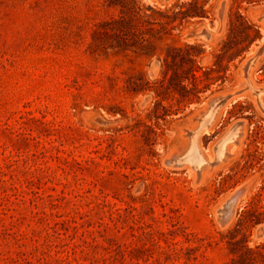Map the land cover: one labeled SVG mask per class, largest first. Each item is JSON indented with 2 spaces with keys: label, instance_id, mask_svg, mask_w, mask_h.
I'll list each match as a JSON object with an SVG mask.
<instances>
[{
  "label": "rangeland",
  "instance_id": "374dc122",
  "mask_svg": "<svg viewBox=\"0 0 264 264\" xmlns=\"http://www.w3.org/2000/svg\"><path fill=\"white\" fill-rule=\"evenodd\" d=\"M205 8L147 56L95 45L117 13L105 0H0V264H264V0ZM234 11L260 37L232 80L157 118L134 82L158 76L170 45L202 43L208 63Z\"/></svg>",
  "mask_w": 264,
  "mask_h": 264
},
{
  "label": "trees",
  "instance_id": "16d2710c",
  "mask_svg": "<svg viewBox=\"0 0 264 264\" xmlns=\"http://www.w3.org/2000/svg\"><path fill=\"white\" fill-rule=\"evenodd\" d=\"M207 2L186 0L159 7L146 6L141 0H105L106 5L116 9L117 13L98 24L94 32L95 45L140 49L152 56L155 41L181 35L191 20L208 17ZM229 25L230 32L212 49L213 58L208 63L202 62L205 53L202 43L170 45L163 54L157 55L158 76L149 81L141 74L140 82H134V91L154 92L153 113L157 118L177 115L180 110L200 102L207 94L222 89L232 80L231 67H236V62L244 59L260 33L257 25L238 11L232 12ZM244 215L238 226L248 223ZM258 248H264V244Z\"/></svg>",
  "mask_w": 264,
  "mask_h": 264
},
{
  "label": "bare ground",
  "instance_id": "6f19581e",
  "mask_svg": "<svg viewBox=\"0 0 264 264\" xmlns=\"http://www.w3.org/2000/svg\"><path fill=\"white\" fill-rule=\"evenodd\" d=\"M249 73V72H248ZM252 83V82H251ZM252 87H255V86H252ZM255 89V88H254ZM259 89H261V91L259 92V94H256L257 95V99H258V101H259V103L261 102V100H263V94H264V88L262 87V88H259ZM225 94H223L222 96H220V97H218V96H216L211 102H210V106H209V113H207V114H205V116H204V119H203V122L201 123V125H200V127L198 128V130H197V132L195 133V135H194V138H193V147L195 148V149H197L198 150V152H199V154H200V156H199V159H198V161L197 162H195L196 163V166H198L200 163H202L203 161H204V159H203V157H202V154H201V152H200V150H199V147H198V145H197V136H198V134H199V132L201 131V130H203V129H207L211 124H212V122H213V120H214V118H215V114H216V112L218 111V109L223 105V104H225V102L226 101H228L229 100V97H225L224 96ZM239 125L234 129V130H232V131H230V134L222 141V143L219 145V148H218V150H217V157H216V160H217V162H222L223 161V159H224V155H225V150H224V147H223V143H224V141L225 140H228V139H230V138H233L236 134H238V130H239ZM235 137H237V136H235ZM196 150V151H197ZM193 151H194V149H193ZM191 152H192V150H191ZM191 152H190V154H191ZM194 153V152H193ZM193 153H192V155H193ZM188 154V153H187ZM188 156H191V155H188ZM195 156V155H194ZM187 157V156H186ZM188 158V157H187ZM190 158V157H189ZM185 159V158H184ZM189 160H191V159H189ZM215 160V161H216ZM190 162V161H189ZM192 163V162H191ZM194 163V164H195ZM204 163V162H203ZM193 164V163H192ZM193 164V166H195Z\"/></svg>",
  "mask_w": 264,
  "mask_h": 264
},
{
  "label": "water",
  "instance_id": "95a60500",
  "mask_svg": "<svg viewBox=\"0 0 264 264\" xmlns=\"http://www.w3.org/2000/svg\"><path fill=\"white\" fill-rule=\"evenodd\" d=\"M249 67H250V62L247 64L246 69H245V71H246L247 74H248V71H249ZM260 91H261V89H257L256 94H259ZM209 111L210 110L208 109L205 114L209 113Z\"/></svg>",
  "mask_w": 264,
  "mask_h": 264
}]
</instances>
